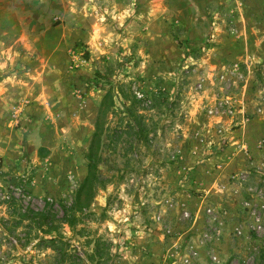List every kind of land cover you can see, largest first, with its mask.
Segmentation results:
<instances>
[{"label": "rangeland", "instance_id": "374dc122", "mask_svg": "<svg viewBox=\"0 0 264 264\" xmlns=\"http://www.w3.org/2000/svg\"><path fill=\"white\" fill-rule=\"evenodd\" d=\"M91 5L101 33L0 50V82L33 75L0 94V264H264V52L235 46L264 0H195L198 19L178 0H130L121 20ZM109 85L151 100L149 141L109 114L105 187L63 245L41 241L22 214L72 203Z\"/></svg>", "mask_w": 264, "mask_h": 264}, {"label": "crops", "instance_id": "0c3cea01", "mask_svg": "<svg viewBox=\"0 0 264 264\" xmlns=\"http://www.w3.org/2000/svg\"><path fill=\"white\" fill-rule=\"evenodd\" d=\"M105 4L113 13V20L122 19L130 11L127 2L130 0H0V50L11 48L14 43L23 42L27 49L31 43L30 39L34 36L40 37L49 49L54 47H65L66 35L91 36L97 26L99 33L103 28L98 25L97 14L92 12L93 2ZM139 3L145 0H137ZM163 0H148L156 3ZM195 0H178L189 7L194 19L200 18V12L195 16L191 4ZM257 1V0H256ZM188 6V7H187ZM254 14V18H256ZM118 17V18H117ZM55 20H58L55 23ZM193 32L196 36L200 33ZM248 39L244 36L236 40L239 49H247L251 53L261 54L264 52V21L263 25L250 28ZM67 35V36H68ZM60 38V39H59ZM18 40V41H15ZM15 41V42H14ZM66 41V42H65ZM91 42V41H90ZM235 43V42H234ZM20 46V45H19ZM30 74L6 75L0 82V94H11V90L18 88L25 90L21 84H25L30 78ZM11 84L10 88H8ZM16 84V85H14ZM7 91V92H6ZM18 92L13 93V97ZM12 95V94H11Z\"/></svg>", "mask_w": 264, "mask_h": 264}, {"label": "trees", "instance_id": "16d2710c", "mask_svg": "<svg viewBox=\"0 0 264 264\" xmlns=\"http://www.w3.org/2000/svg\"><path fill=\"white\" fill-rule=\"evenodd\" d=\"M159 94L160 91H157L154 95L159 96ZM149 104H151V100L146 96L136 97L134 94L123 89L115 91L112 85H109L106 88L98 107L94 129L85 154L87 172L83 181L75 191L72 203L70 205H62V215L60 217L55 213L49 214L50 212L46 211H32V214L30 215L27 213L22 214L23 218L25 217L31 222L30 225L34 224L35 228L39 229L42 235L40 238L41 241H48L52 244L60 242V245H63V236L58 232V229L63 224L73 227L79 222L81 218H79L78 214H81L83 210L87 209L92 203L98 190L105 187L107 179L102 176L99 169V164L102 160V150L106 146V134L107 136H111V134L119 130L117 128H109L107 119L108 115L118 112L123 116H126L127 119L124 120V123L133 131V136L136 142L143 141L147 143L149 141L148 135L153 128L147 126L142 114H140V109L141 107L147 108L150 106ZM118 128L121 127L119 126ZM109 130L112 131L109 132ZM4 202L12 205V198L10 202L8 198H6ZM10 215L12 217V212ZM0 229L4 232L11 230L12 220L0 216ZM96 243L97 249H95L94 252L96 255H99V240H97ZM54 250L60 251L61 248H54Z\"/></svg>", "mask_w": 264, "mask_h": 264}]
</instances>
